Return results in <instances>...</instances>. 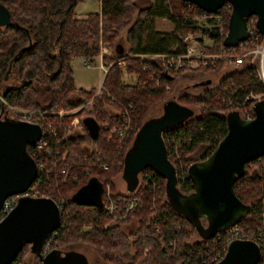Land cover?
I'll list each match as a JSON object with an SVG mask.
<instances>
[{
    "label": "trees",
    "instance_id": "obj_1",
    "mask_svg": "<svg viewBox=\"0 0 264 264\" xmlns=\"http://www.w3.org/2000/svg\"><path fill=\"white\" fill-rule=\"evenodd\" d=\"M83 1L0 0L13 18L12 24L0 27V96L7 105L34 113L81 107L73 115L51 117L56 138H66L60 148L66 152L67 176L64 178L60 172L59 157H46L41 182L34 181L30 186V190L63 206L49 247L63 252L85 247L93 254L89 264H197L201 254L220 246L217 235L223 233L191 242L196 230L169 203L165 180L149 168L139 174L140 184L130 194L116 193L113 180L123 171L125 154L137 130L150 118L149 113L164 102L174 101L193 112L188 119L162 132L164 141L172 137L181 144L182 163L193 164L207 158L227 133L231 110L222 103L223 98L241 103L253 93L261 94L264 100V85L255 79L254 67L248 62L235 67L218 60L215 65L196 68L184 63L172 72L160 58L151 57L185 54L186 33L200 34L211 41L206 45L202 38H196L202 54L220 53L231 6L225 3L216 12L205 13L181 0H148L144 7H139L137 0H100L99 12L78 18L75 9ZM202 16L214 19V27L203 29L190 23V19ZM161 20L169 22L172 29H157V21ZM103 45L110 55L101 57L107 68L101 88L98 92L96 88H76L71 59L83 58L90 64L100 56ZM119 58L123 67L115 63ZM223 64L234 68L215 86L207 85V79L200 80L206 87L198 95L173 97L179 81L215 74ZM123 70L136 75L134 84L122 82ZM122 107L130 111L134 128L126 143L108 140L103 129L115 118L112 112ZM194 110L198 113L194 114ZM74 117L81 126L84 117H92L99 126L97 136L91 138L85 128L82 134L75 133L76 126L70 125ZM263 166L264 156L247 163L244 175L234 183L237 197L249 206V212L237 225L250 239L260 231L264 236ZM91 178L103 187L108 184L113 196L122 202L137 200L125 222H111L101 206L80 205L72 199ZM177 189L189 194L194 187L187 178ZM130 221L136 227L123 232L122 226ZM27 248L30 250L25 245L10 264H41L35 254L26 256ZM146 248L149 252L144 254Z\"/></svg>",
    "mask_w": 264,
    "mask_h": 264
},
{
    "label": "water",
    "instance_id": "obj_2",
    "mask_svg": "<svg viewBox=\"0 0 264 264\" xmlns=\"http://www.w3.org/2000/svg\"><path fill=\"white\" fill-rule=\"evenodd\" d=\"M194 4L205 13H214L225 3L231 6L225 47L237 46L248 39L247 19L256 17V27L264 36V0H181ZM13 23L10 12L0 3V27ZM206 83H209L207 81ZM101 88H98V90ZM254 117L242 119L237 111L227 115V133L205 159L193 163L189 177L194 190L182 194L176 187L175 169L167 156L162 132L188 119L192 110L166 101L162 113L149 118L137 130L123 162L122 178L128 192L138 185V175L146 168L165 180L166 195L174 210L186 217L197 234L207 239L239 223L249 212L234 191V183L245 173V165L264 156V100L253 106ZM82 125L91 138L99 131L92 117H84ZM38 125L3 118L0 112V208L4 200L28 190L37 176V167L26 146L39 138ZM103 185L91 178L72 199L87 206H101ZM60 223L56 203L44 197L20 198L14 209L0 222V264H10L18 252L30 246L41 264H89L77 252L61 253L52 249L43 254L47 237ZM259 247L252 240L233 241L217 264H257Z\"/></svg>",
    "mask_w": 264,
    "mask_h": 264
},
{
    "label": "built area",
    "instance_id": "obj_3",
    "mask_svg": "<svg viewBox=\"0 0 264 264\" xmlns=\"http://www.w3.org/2000/svg\"><path fill=\"white\" fill-rule=\"evenodd\" d=\"M247 29L249 32V37L247 40L240 42L237 46L234 47L224 46L221 49L220 53L217 54H202L193 39V44H189V42H186V52L183 55L171 54L155 55L151 57L160 58L166 65V69H169L172 72H177L184 63H187V65H189L190 67H193L195 63V66L193 68H196L197 64L199 66L215 65L216 61L218 60H225L226 64L233 65L235 67L242 65L244 62H248L251 67H254L255 79L264 85V44L262 46L259 45V42L261 41L260 37L262 35L259 33L256 27L255 16H250L247 19ZM262 37L264 38V36ZM103 55H110V52H108V49L104 46L101 47L100 51V56L102 57ZM115 63L121 66L122 58L116 59ZM98 91L99 90H97V92ZM231 99L232 98H223L222 103L225 104L226 107L231 111H237L242 119H252L254 117L253 106L257 101L262 100V95L253 93L248 94L247 96H245L244 100L241 103H234V101H232ZM80 109V106L77 108L66 107L54 113H34L9 106L0 96V112L2 113L3 118H9L7 117V115L9 112H12L15 117L11 119L35 124L38 125L41 129L40 136L36 140V142L26 146L27 152L29 153L37 167V176L34 180L36 181V184L40 183L42 180L41 175L43 174L46 167V157H59V162H62L60 172L64 178L67 176L69 166L64 163L66 152L61 151L60 148L61 141L66 140V138L65 136H62L60 140L56 138L57 134L54 129V122L52 121L51 117L73 115ZM130 114L131 113L128 108L125 107H122L121 110L112 112L111 115L115 116V118H113L111 122L105 123L103 125V129L106 132L105 137L108 140H114L118 143H126L128 141L130 135L134 130ZM78 122V118L74 117L71 120L70 125L76 126ZM164 144L166 147L168 159L175 169L177 181L176 187L181 186L183 183H185L187 178H189L192 183V187H194L188 173V169L192 164L190 162L183 164L180 159V152L182 149L181 144H179V142L172 137H167L164 141ZM102 167L103 169L107 168L105 165H102ZM23 197L49 198L47 196H41L38 191L30 190V188L21 194L10 195L4 200L0 208V222L5 219V217L14 209L18 200ZM53 201L55 202V200ZM55 203L59 208L61 216V210L63 206L59 202ZM136 205L137 200L135 198H129L125 202H122L121 200L113 196L108 184L103 187L101 208L110 218L111 222H125L127 215L133 210ZM56 231L57 229L47 237L43 246V254H46L50 250L54 249H51L49 247V242L50 239L53 238L56 234ZM222 233V236L217 235V239H219L220 241V246L208 252L207 254H201L199 256V262L197 264H217L224 258L229 245L235 240L254 241L259 247V260L257 264H264V236L261 231L253 237L254 239L246 237V235L242 232L238 225L232 226L222 231ZM148 252L149 250L146 248L144 254H147Z\"/></svg>",
    "mask_w": 264,
    "mask_h": 264
},
{
    "label": "rangeland",
    "instance_id": "obj_4",
    "mask_svg": "<svg viewBox=\"0 0 264 264\" xmlns=\"http://www.w3.org/2000/svg\"><path fill=\"white\" fill-rule=\"evenodd\" d=\"M148 3V0H137V5L139 7H144ZM100 9V0H84L83 2L79 3L78 6L75 9V13L78 18H83L87 13L91 12H98ZM211 20V21H209ZM218 19H216L217 21ZM190 23L193 26H198L203 29H211L214 27V24L216 23L214 19H210V17H196L190 19ZM156 28L162 31H170L172 29L171 24L165 20L157 21ZM187 38V39H186ZM196 38H202V41L206 45H211V41L205 37H202L200 34H191L186 33L184 36L185 41L189 44H193V39L196 45L199 47L198 42L196 41ZM120 42H123L121 39ZM264 44V38L259 42V45ZM104 46V45H103ZM108 49L107 46H104ZM108 52L110 50L108 49ZM100 56L95 58L90 64L88 62L84 61L83 58H72L70 61L73 74H74V85L76 88H91L95 87L97 90L100 87V84L102 82V79L104 77V72L100 68ZM88 65V66H87ZM195 66V63L193 67ZM199 65L197 64L196 67ZM123 67V64L121 65ZM234 67H229L227 65H222L221 70L218 71L215 74L206 75L201 78H197L195 80H188V81H179L178 84L175 87V90L173 91V97H177L180 94H193L198 95L206 85H202L199 81H204L207 79L209 83L207 85L215 86L220 78L225 75L226 73L230 72ZM136 81V75L134 73H126L123 70L122 74V82L125 84H134ZM199 83V84H198ZM172 98V97H171ZM162 104L157 106L156 109L151 111L149 113L150 118H156L158 115L162 113ZM17 108V107H16ZM19 109V108H17ZM197 110H194V114H197ZM7 117L13 118L15 115L12 112H9ZM79 121V119H78ZM84 127L77 124L76 127H74V132L78 134H82V129ZM114 191L119 194H130L131 192H128L127 190V184L125 180L122 178V174L117 176L114 180ZM138 184H140V176L138 175ZM136 227V223L134 221H130L127 224H124L122 226V231L125 233H128L132 229ZM194 241H201V237L198 234H195L191 238V242ZM74 252L82 254L86 260L89 262L92 259L93 254L88 251L85 247H76L73 249ZM26 256L29 257L31 254L29 248L25 249ZM33 255V254H31ZM32 257V256H31Z\"/></svg>",
    "mask_w": 264,
    "mask_h": 264
},
{
    "label": "crops",
    "instance_id": "obj_5",
    "mask_svg": "<svg viewBox=\"0 0 264 264\" xmlns=\"http://www.w3.org/2000/svg\"><path fill=\"white\" fill-rule=\"evenodd\" d=\"M99 11H100V9H99ZM99 11H98V12H99ZM99 60H100V68L103 70L104 75H105V73H106V71H107V68L103 66L102 61H101V56H100V59H99ZM87 66H88V65H87ZM103 78H104V77H103ZM102 81H103V79H102ZM101 84H102V82H101ZM101 84H100V85H101ZM91 88H95V87H91ZM83 89H85V88H83ZM88 89H90V88H88Z\"/></svg>",
    "mask_w": 264,
    "mask_h": 264
},
{
    "label": "flooded vegetation",
    "instance_id": "obj_6",
    "mask_svg": "<svg viewBox=\"0 0 264 264\" xmlns=\"http://www.w3.org/2000/svg\"><path fill=\"white\" fill-rule=\"evenodd\" d=\"M60 252H61V253H64V252H67V251H64V252H63V251H60Z\"/></svg>",
    "mask_w": 264,
    "mask_h": 264
}]
</instances>
